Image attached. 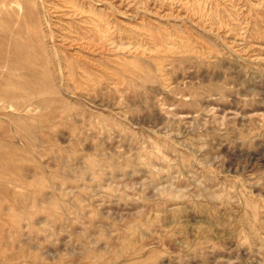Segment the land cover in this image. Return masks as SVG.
<instances>
[{
  "label": "rangeland",
  "instance_id": "1",
  "mask_svg": "<svg viewBox=\"0 0 264 264\" xmlns=\"http://www.w3.org/2000/svg\"><path fill=\"white\" fill-rule=\"evenodd\" d=\"M0 9V264H264V0Z\"/></svg>",
  "mask_w": 264,
  "mask_h": 264
},
{
  "label": "bare ground",
  "instance_id": "2",
  "mask_svg": "<svg viewBox=\"0 0 264 264\" xmlns=\"http://www.w3.org/2000/svg\"><path fill=\"white\" fill-rule=\"evenodd\" d=\"M23 33H24V28L20 23L19 18H16V15L13 16H10L9 14L5 15L3 13V10L0 9V55H5L7 52L20 54L21 51L30 53L31 46L29 44L23 43L20 40V37ZM3 61L4 60H1L0 64L3 63ZM17 61L18 60L15 59L12 60V62L10 63L12 70L15 69L14 67H16ZM6 85L7 84L2 86L1 89L4 90L6 88ZM21 85L22 86L25 85L24 88H27L26 84H21ZM27 85L28 87L36 86L33 81H30L29 84ZM13 107H15L16 109L18 108L17 101H15V103L13 104Z\"/></svg>",
  "mask_w": 264,
  "mask_h": 264
}]
</instances>
